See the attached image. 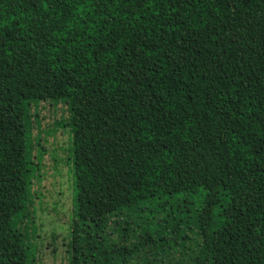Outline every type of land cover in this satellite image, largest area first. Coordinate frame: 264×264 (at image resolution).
Instances as JSON below:
<instances>
[{"label":"trees","instance_id":"16d2710c","mask_svg":"<svg viewBox=\"0 0 264 264\" xmlns=\"http://www.w3.org/2000/svg\"><path fill=\"white\" fill-rule=\"evenodd\" d=\"M45 99L73 112L72 264L264 252V0H0V264H34Z\"/></svg>","mask_w":264,"mask_h":264},{"label":"rangeland","instance_id":"374dc122","mask_svg":"<svg viewBox=\"0 0 264 264\" xmlns=\"http://www.w3.org/2000/svg\"><path fill=\"white\" fill-rule=\"evenodd\" d=\"M32 134L29 152L34 176L25 226L34 264H72L75 225L74 175L71 166L72 118L69 100L45 99L30 105ZM217 264H264L262 247L232 250L216 257Z\"/></svg>","mask_w":264,"mask_h":264}]
</instances>
